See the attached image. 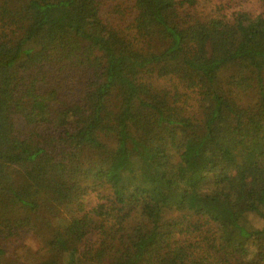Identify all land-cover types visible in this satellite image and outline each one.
<instances>
[{
  "label": "trees",
  "instance_id": "16d2710c",
  "mask_svg": "<svg viewBox=\"0 0 264 264\" xmlns=\"http://www.w3.org/2000/svg\"><path fill=\"white\" fill-rule=\"evenodd\" d=\"M260 1L0 0V264H264Z\"/></svg>",
  "mask_w": 264,
  "mask_h": 264
},
{
  "label": "rangeland",
  "instance_id": "374dc122",
  "mask_svg": "<svg viewBox=\"0 0 264 264\" xmlns=\"http://www.w3.org/2000/svg\"><path fill=\"white\" fill-rule=\"evenodd\" d=\"M218 1L219 2L221 1L226 5H229L227 7H229L230 9H232L230 6H236V4H243L247 9H254L259 4H261L260 0H218ZM188 95L189 93L185 92L183 97L187 98ZM58 219H62L60 217V213L58 214ZM57 220H53L49 224H53L52 222H55ZM62 221L64 222L63 219ZM39 223L43 224L42 219L39 221ZM38 230L39 229H37V231ZM36 232L24 234L23 236L21 235L19 239L8 242L6 244V253L4 254V257L6 256L7 260L15 264H33L34 262H36L39 256L38 246L41 241V237L38 234H36Z\"/></svg>",
  "mask_w": 264,
  "mask_h": 264
}]
</instances>
